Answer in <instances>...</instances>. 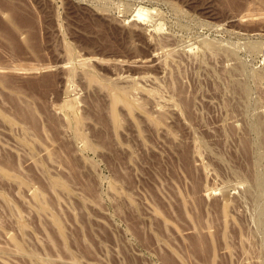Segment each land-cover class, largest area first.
<instances>
[{
	"label": "rangeland",
	"instance_id": "1",
	"mask_svg": "<svg viewBox=\"0 0 264 264\" xmlns=\"http://www.w3.org/2000/svg\"><path fill=\"white\" fill-rule=\"evenodd\" d=\"M0 192V264H264V0H0Z\"/></svg>",
	"mask_w": 264,
	"mask_h": 264
},
{
	"label": "bare ground",
	"instance_id": "2",
	"mask_svg": "<svg viewBox=\"0 0 264 264\" xmlns=\"http://www.w3.org/2000/svg\"><path fill=\"white\" fill-rule=\"evenodd\" d=\"M141 16V15H140ZM206 44V43H205ZM208 44V43H207ZM206 44V46L207 47H209L208 45ZM210 45V44H209ZM171 48V47H170ZM174 48V47H173ZM212 48V47H211ZM211 48H209V49H211ZM214 48H217V47H215L214 46ZM70 49V48H69ZM208 49V50H209ZM218 49V48H217ZM216 49V50H217ZM71 50H72V48H71ZM166 51H167V54L169 55V56H171L172 54L174 55V53L177 51H175L174 49L172 50V49H165ZM211 50H214V49H211ZM174 51V52H173ZM69 52H70V54H71V51L69 50ZM210 53H211V51H209ZM213 52H215V50L213 51ZM216 53H217V51H216ZM215 53V54H216ZM175 54H177V52L175 53ZM72 55V54H71ZM176 56V55H175ZM174 58V57H173ZM175 59V58H174ZM167 62H171L170 64H172L173 62H172V60H168ZM175 63V62H174ZM169 64V65H170ZM178 64V63H177ZM173 65V64H172ZM171 65V66H172ZM175 66V65H174ZM173 67V66H172ZM88 73V72H87ZM90 73H92V72H90ZM89 73V79H90V81H96L97 80V78H96V76L94 75V74H90ZM258 75V74H257ZM93 82V83H94ZM99 86V85H98ZM104 86V87H103ZM100 87H101V85H100ZM102 87L103 88H105V92H107V93H109V94H107V95H109L108 96V98L109 99H111L110 101H112V104H117L119 101H121V100H123V97L122 96H120L118 93H115V92H113L112 91V89L110 88V87H107V86H105V85H102ZM101 87V88H102ZM237 87H238V85H237ZM239 89H241L244 93H248V90H249V88H248V85H246V84H244L243 82L241 83L240 82V84H239V87H238ZM107 90V91H106ZM129 103V102H128ZM127 103V104H128ZM130 104V103H129ZM114 112V111H113ZM114 115H115V113H114ZM84 121L82 122V120L81 119H76L75 118V121L74 122H70V119H69V124H70V128H71V126H72V128H73V130H75V132L76 133H74L75 135H77V137H80L79 139H81V138H86V136L84 135V131H83V126L82 125H84ZM69 124H68V127H69ZM260 125H262V124H259L258 125V127L260 126ZM85 126V125H84ZM257 127V128H258ZM69 128V129H70ZM71 132V131H70ZM45 169H43V171H44ZM45 172V171H44ZM6 174H8V172L6 173ZM15 174H13V176H14ZM10 177L12 176V174H10L9 175ZM18 176V175H17ZM14 177H16V176H14ZM20 177V176H19ZM13 178V177H12ZM17 178V177H16ZM16 178H14L15 180H17ZM260 178V177H259ZM258 180V179H257ZM260 181H257L258 182V184L260 185V184H262V178H260L259 179ZM18 181H19V183H25V179H21V177L20 178H18ZM18 181H16V182H18ZM58 185H61V187H62V184L60 183V181H58L57 179H53L51 182H50V186H51V188L53 189V191L55 192L57 189H56V187L58 186ZM65 186V185H64ZM59 187V186H58ZM57 187V188H58ZM66 187V186H65ZM63 188V187H62ZM31 189V188H30ZM55 189V190H54ZM34 190V189H33ZM32 190V191H33ZM59 190V189H58ZM31 191V190H30ZM66 191V190H65ZM64 191V192H65ZM36 193H34L33 195H35L34 197V199H36L37 198V200L36 201H38V207H39V212H40V214L41 213H44V214H48L49 212H50V210H49V207H48V204H47V202H46V200H45V193H42V192H37V191H35ZM56 192H58V191H56ZM118 192H120V191H118ZM67 193V192H66ZM0 194H1V192H0ZM118 194H120V193H118ZM1 195H3V193L1 194ZM117 195V194H116ZM2 197V196H1ZM6 201V200H5ZM7 204H8V206L11 208V209H16L15 208V205H14V203L12 202V201H8L7 202ZM153 209V208H152ZM157 210V209H156ZM156 210H155V212L154 213H156ZM154 211V210H153ZM157 212H158V210H157ZM18 213H19V211H18ZM20 215H19V221H18V224L20 225V227H22V229L24 228V230L26 231V221H24V218L22 217V214L21 213H19ZM156 214H158V213H156ZM155 214V215H156ZM17 215V214H16ZM157 216V215H156ZM52 220L51 221H53V223L57 226V230H58V234H59V236H62V227L59 225V223H58V220L54 217V216H52V218H51ZM17 224V225H18ZM18 225V226H19ZM19 227V228H20ZM21 229V228H20ZM19 229V230H20ZM28 229V228H27ZM29 230V229H28ZM29 233H31V232H29ZM27 234V233H26ZM26 236V235H25ZM23 237V236H22ZM14 237H12V239H13ZM12 239H11V241H12ZM26 239V238H25ZM50 239H51V241L53 242V239L51 238V236H50ZM14 240H15V242H14ZM14 240H13V242L15 243H12V244H14L15 245V247H14V249H12V250H17V252H19V254H23V253H25V254H28V257H31L30 259L31 260H34V263L35 264H52L51 262L52 261H54L55 259H54V257L52 258H48V257H44V256H41L39 253H37L36 251H29V250H27L25 247H24V243H25V240H23V241H17V239H15L14 238ZM27 240V239H26ZM50 241V240H49ZM63 248H64V250H65V252L67 251V253L69 252L70 253V250H68V246H67V244H66V242L65 241H63ZM5 249V248H4ZM10 250V249H9ZM4 251V250H3ZM2 250H1V252H3ZM6 251H8V249L7 250H5V252ZM0 252V253H1ZM9 252H11L12 253V251L10 250ZM8 252V253H9ZM14 252V251H13ZM7 253V252H6ZM7 253V254H8ZM68 253V255H70L69 257L72 259V260H68V261H72L73 263H75V264H79V262H82L81 260L79 261V259H78V257H76L73 253H70L69 254ZM23 256H26V255H23ZM1 258H3L2 256H0ZM50 257V256H49ZM69 258V259H70ZM58 259L56 258V260L55 261H57ZM55 261H54V263H55ZM61 261V260H60ZM6 263L8 262V261H5ZM58 262V261H57ZM12 263V262H11ZM32 263V262H31ZM62 263V262H61ZM9 264V263H8ZM13 264V263H12ZM56 264V263H55ZM57 264H60V263H57ZM63 264V263H62ZM71 264V263H70ZM81 264H83V263H81ZM90 264V263H89Z\"/></svg>",
	"mask_w": 264,
	"mask_h": 264
}]
</instances>
